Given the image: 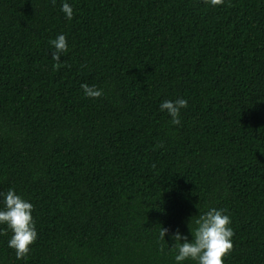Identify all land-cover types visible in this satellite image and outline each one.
<instances>
[{
    "label": "trees",
    "instance_id": "trees-1",
    "mask_svg": "<svg viewBox=\"0 0 264 264\" xmlns=\"http://www.w3.org/2000/svg\"><path fill=\"white\" fill-rule=\"evenodd\" d=\"M10 189L38 237L17 259L0 224V264H176L210 209L224 264H264V0H0V210Z\"/></svg>",
    "mask_w": 264,
    "mask_h": 264
},
{
    "label": "clouds",
    "instance_id": "clouds-1",
    "mask_svg": "<svg viewBox=\"0 0 264 264\" xmlns=\"http://www.w3.org/2000/svg\"><path fill=\"white\" fill-rule=\"evenodd\" d=\"M223 2L224 0H210L213 6L221 5ZM52 3L55 4V0H52ZM61 11L66 19L73 18V8L68 3L62 4ZM51 45L54 49L51 52V59L55 61L54 68L58 70L61 67L62 55L68 51L66 36L58 35L51 41ZM81 88L88 98L98 99L103 95V91L95 86L81 84ZM187 107L188 101L183 98L175 101L166 100L160 105L161 111H166L171 117L173 125L181 123L180 111ZM157 147H162V145H157ZM3 195L5 208L0 210V224H6L12 232L8 247L15 251L17 259H23L29 254L30 245L38 237L32 217L33 205L17 195L14 190L10 189ZM224 212V209H210L200 215L195 221L197 227L191 232V242H188L187 237L182 236L179 231L171 236L175 242L172 248L178 252L175 256L176 264L189 259L195 261L196 264H224V257L233 249L231 238L234 235L233 229L229 226L230 217ZM168 232L169 229L160 227L159 238L164 240ZM0 235H7V232H0ZM182 240L183 243H181Z\"/></svg>",
    "mask_w": 264,
    "mask_h": 264
}]
</instances>
